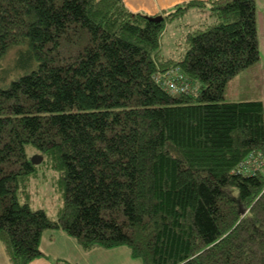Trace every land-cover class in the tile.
Instances as JSON below:
<instances>
[{
  "label": "trees",
  "instance_id": "obj_1",
  "mask_svg": "<svg viewBox=\"0 0 264 264\" xmlns=\"http://www.w3.org/2000/svg\"><path fill=\"white\" fill-rule=\"evenodd\" d=\"M189 10L201 19L165 54L167 22ZM157 15L122 0H0L10 264L46 256L47 229L83 250L125 245L140 264H264V101L223 97L259 58L255 0H185ZM165 75L189 87L171 91ZM39 168L62 196L54 218L28 202Z\"/></svg>",
  "mask_w": 264,
  "mask_h": 264
},
{
  "label": "rangeland",
  "instance_id": "obj_2",
  "mask_svg": "<svg viewBox=\"0 0 264 264\" xmlns=\"http://www.w3.org/2000/svg\"><path fill=\"white\" fill-rule=\"evenodd\" d=\"M195 12L183 18L180 17L179 19L167 22L166 31L162 36V52L168 54L175 47L176 40L182 35L184 23H193V20L198 19L199 21L201 19L202 15L198 11ZM255 26L259 58L256 62L239 70L227 80L223 93V97L226 100L255 98L264 100V0H255ZM39 169L38 177L33 181L35 183L31 186V195L28 202L33 209L41 208L54 218L56 209L62 203V196L54 182V173L49 171L44 172L41 168ZM120 246L128 249L125 245ZM132 259L140 264L138 258ZM114 260L117 262L116 264H122L120 258ZM62 264L67 263L62 262ZM73 264L80 263L78 260H73Z\"/></svg>",
  "mask_w": 264,
  "mask_h": 264
},
{
  "label": "crops",
  "instance_id": "obj_3",
  "mask_svg": "<svg viewBox=\"0 0 264 264\" xmlns=\"http://www.w3.org/2000/svg\"><path fill=\"white\" fill-rule=\"evenodd\" d=\"M122 1L132 11L140 10L148 15H157L161 14L163 10L170 9L172 6L185 0ZM190 13L193 14L196 12L189 10L184 16ZM197 21L198 19H195L192 22L196 23ZM40 248L46 256L35 258L28 264H55L56 260L67 264H73V260H78L80 264H116L117 262L114 260L116 258H120L122 264H138L130 256L129 249L116 246L112 248L97 247L90 250H83L73 237L60 229L45 230L40 239ZM0 264H10L1 240Z\"/></svg>",
  "mask_w": 264,
  "mask_h": 264
},
{
  "label": "built area",
  "instance_id": "obj_4",
  "mask_svg": "<svg viewBox=\"0 0 264 264\" xmlns=\"http://www.w3.org/2000/svg\"><path fill=\"white\" fill-rule=\"evenodd\" d=\"M165 84L168 86V89L171 91H179L182 92L186 90L189 87V83L183 79V77L180 75L176 78L175 77H167L166 75L164 76ZM250 161L251 164L255 167L258 168L262 164L261 159L259 158H253L250 156Z\"/></svg>",
  "mask_w": 264,
  "mask_h": 264
},
{
  "label": "water",
  "instance_id": "obj_5",
  "mask_svg": "<svg viewBox=\"0 0 264 264\" xmlns=\"http://www.w3.org/2000/svg\"><path fill=\"white\" fill-rule=\"evenodd\" d=\"M152 18L155 19V20H159V19H161L162 17H161V15H157V16H154V17H152ZM40 160H41V157L38 156V155H33V156L31 157V161L34 162V163H37V162H39Z\"/></svg>",
  "mask_w": 264,
  "mask_h": 264
}]
</instances>
